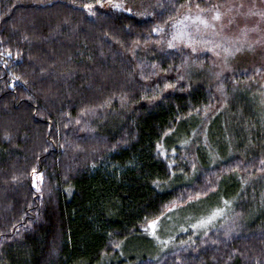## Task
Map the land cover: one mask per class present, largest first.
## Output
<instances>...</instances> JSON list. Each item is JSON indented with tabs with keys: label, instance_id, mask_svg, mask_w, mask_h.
<instances>
[{
	"label": "trees",
	"instance_id": "obj_1",
	"mask_svg": "<svg viewBox=\"0 0 264 264\" xmlns=\"http://www.w3.org/2000/svg\"><path fill=\"white\" fill-rule=\"evenodd\" d=\"M196 1L0 0V264H264L258 72L169 46Z\"/></svg>",
	"mask_w": 264,
	"mask_h": 264
},
{
	"label": "rangeland",
	"instance_id": "obj_2",
	"mask_svg": "<svg viewBox=\"0 0 264 264\" xmlns=\"http://www.w3.org/2000/svg\"><path fill=\"white\" fill-rule=\"evenodd\" d=\"M217 12L220 18L213 19ZM202 21H207V24ZM170 30L172 48H187L194 55L210 56L212 86L229 71L238 69L243 74L258 72L260 77L256 75L251 83L255 85L252 92L258 91L263 101V91L257 86L264 85V0H197ZM162 31L155 30L156 33ZM224 96L221 93L222 99ZM181 219L193 220L172 215L153 222L147 230L158 244L169 243V237L165 235L179 229L171 227V224Z\"/></svg>",
	"mask_w": 264,
	"mask_h": 264
},
{
	"label": "snow or ice",
	"instance_id": "obj_3",
	"mask_svg": "<svg viewBox=\"0 0 264 264\" xmlns=\"http://www.w3.org/2000/svg\"><path fill=\"white\" fill-rule=\"evenodd\" d=\"M87 7L91 8V5H87ZM115 7H120V5H115ZM198 7V6H197ZM220 18V14L219 12L216 13V15L213 17V19H219ZM202 23L207 24V21H202ZM155 30H159V29H155ZM169 46L171 47V43L169 44ZM33 172H35V169H33ZM154 226V225H153Z\"/></svg>",
	"mask_w": 264,
	"mask_h": 264
}]
</instances>
